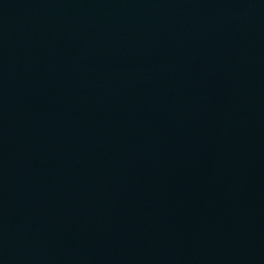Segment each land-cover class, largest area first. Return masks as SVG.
<instances>
[{"label": "water", "instance_id": "water-1", "mask_svg": "<svg viewBox=\"0 0 264 264\" xmlns=\"http://www.w3.org/2000/svg\"><path fill=\"white\" fill-rule=\"evenodd\" d=\"M0 264H264V0H0Z\"/></svg>", "mask_w": 264, "mask_h": 264}]
</instances>
